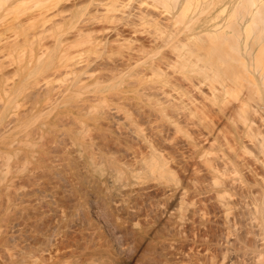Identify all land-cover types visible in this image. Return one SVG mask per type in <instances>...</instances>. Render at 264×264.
Here are the masks:
<instances>
[{
  "label": "bare ground",
  "instance_id": "obj_1",
  "mask_svg": "<svg viewBox=\"0 0 264 264\" xmlns=\"http://www.w3.org/2000/svg\"><path fill=\"white\" fill-rule=\"evenodd\" d=\"M236 2L0 0V264H264Z\"/></svg>",
  "mask_w": 264,
  "mask_h": 264
},
{
  "label": "rangeland",
  "instance_id": "obj_2",
  "mask_svg": "<svg viewBox=\"0 0 264 264\" xmlns=\"http://www.w3.org/2000/svg\"><path fill=\"white\" fill-rule=\"evenodd\" d=\"M241 1H242V3H241ZM246 0H237V4H236V7H237V9L235 10V11H237V12H235V17H236V15L238 16V20H236V22L235 23H237L236 25L234 24V27H235V32L236 33H239L238 35H235V36H237V37H239V38H237V37H235V38H237V39H241L240 41H245L246 42V40H247V42L246 43H248V44H250V46L253 48V50H255V54H256V56L255 57H258L259 58V55H260V58H262V57H264L263 55H264V53L262 52L263 50H259L258 49V45H257V41H259V39L261 38V39H264L263 37H264V32L262 33V32H259V33H262V34H259L258 33V31L261 29L260 27H262L263 25H261V19H259L260 17L261 18H264V16H262V15H264V0H257L256 2H258V7H260L259 9L261 10V11H263L261 14V16H259L258 17V19L255 17L254 19H253V21L251 22H249L248 24H247V26L245 27V29L243 28L242 29V20H241V11H243L244 9H245V7H243V6H241L244 2H245ZM239 2V3H238ZM241 3V4H240ZM193 5V4H192ZM244 6H245V3H244ZM241 7H243V9L241 8ZM248 7V6H247ZM246 7V9H250L251 10V8H247ZM253 8V7H252ZM240 9V10H239ZM1 11V10H0ZM252 11H254V8L252 9ZM260 11V12H261ZM2 13V11L0 12V14ZM239 13H241V14H239ZM240 15V16H239ZM224 16V15H223ZM224 17H219L218 18V20H217V22H219L220 20H222ZM237 18V17H236ZM241 20V21H240ZM261 22V23H260ZM240 23H241V25H240ZM261 25V26H260ZM236 28L238 29V31L236 30ZM228 32V29L227 30H225V32ZM230 31V30H229ZM261 31V30H260ZM260 36V38H259V36ZM263 37H262V36ZM257 37V38H256ZM234 38V39H235ZM258 39V40H257ZM260 39V40H261ZM233 40V39H232ZM262 41V40H261ZM256 43V44H255ZM254 47H255V49H254ZM257 50V51H256ZM259 50V51H258ZM256 52H259V53H256ZM262 56V57H261ZM236 64V63H235ZM257 96V95H256ZM261 96H263V95H261L260 94V96H259V98H258V96L257 97H255V99L256 98H258L256 101H259V102H261L262 104L264 103V98H262L263 100L261 101L260 99H261ZM264 97V96H263Z\"/></svg>",
  "mask_w": 264,
  "mask_h": 264
}]
</instances>
